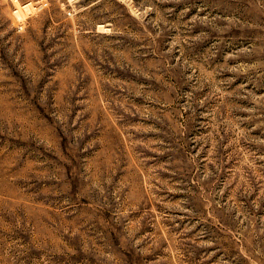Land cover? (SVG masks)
Wrapping results in <instances>:
<instances>
[{"label":"rangeland","instance_id":"obj_1","mask_svg":"<svg viewBox=\"0 0 264 264\" xmlns=\"http://www.w3.org/2000/svg\"><path fill=\"white\" fill-rule=\"evenodd\" d=\"M0 264H264V0H0Z\"/></svg>","mask_w":264,"mask_h":264}]
</instances>
